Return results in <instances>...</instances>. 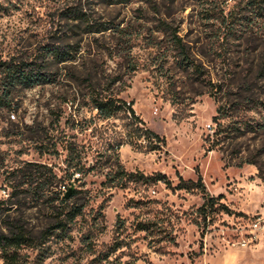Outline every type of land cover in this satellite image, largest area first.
Instances as JSON below:
<instances>
[{
    "label": "rangeland",
    "instance_id": "1",
    "mask_svg": "<svg viewBox=\"0 0 264 264\" xmlns=\"http://www.w3.org/2000/svg\"><path fill=\"white\" fill-rule=\"evenodd\" d=\"M249 2L0 0V62L52 77L0 108V236L31 238L21 264H264V12ZM92 97L132 104L166 146L132 144L138 121L100 118ZM199 180L206 218L205 194L178 189Z\"/></svg>",
    "mask_w": 264,
    "mask_h": 264
},
{
    "label": "trees",
    "instance_id": "2",
    "mask_svg": "<svg viewBox=\"0 0 264 264\" xmlns=\"http://www.w3.org/2000/svg\"><path fill=\"white\" fill-rule=\"evenodd\" d=\"M112 1V0H110ZM119 3L126 2L127 0H116ZM249 5L256 10L257 13L262 14L264 12V0H249ZM71 17V16H70ZM74 18H79V14L77 12L73 13ZM235 18V17H234ZM174 45L180 51V66L184 70L191 69L194 73L199 76H202L203 73L200 69V66L191 61L188 52L185 49L180 38L174 36ZM50 55L58 61H67L64 51L61 49L52 50ZM69 56V54H67ZM261 77L264 78V64L261 66L260 70ZM0 79L3 84L2 92L0 94V108L6 106H11V104L7 101L10 98L12 91L17 86H23L26 89L33 88L37 85L47 84L52 81V77L48 74L43 73L38 68H30L29 66H24L23 64H18L15 62H0ZM92 107L94 110L98 112L100 118L104 120H109L123 113H129V115L135 120L138 121L137 128L131 132L133 138H131V143L136 144L137 140H140L143 135H146V139L149 142V146L153 151H159L161 147L166 146L164 138L160 137L156 133L152 132L149 129L144 128V122L136 116L134 109L132 108V104L127 106V103L113 97H92ZM142 126V127H140ZM228 128H221V132H226ZM255 129V128H252ZM236 130V129H235ZM211 151V150H210ZM36 168H40V166L34 165ZM165 179L164 176L156 175L147 180L161 181ZM45 181V180H44ZM178 189H188V190H199L205 194L206 198L204 199L203 205L200 207L201 215L205 218L209 213L217 212L218 208H215L217 204L215 199L208 198L206 194V186L202 180L198 182H189L182 183L178 186ZM43 191V190H42ZM4 202H0V209L3 206ZM71 217L69 220H72L77 213L69 212L66 213ZM64 222L59 220V223L56 227H63ZM156 224L151 223H139L137 225V229L142 232H150L152 228ZM31 241V238L22 231V228H14L10 231L9 234H3L0 236V249H1V259L4 264H21L20 256L17 252V249L21 248L22 245L27 244ZM173 243L175 242L174 238L170 240Z\"/></svg>",
    "mask_w": 264,
    "mask_h": 264
},
{
    "label": "built area",
    "instance_id": "3",
    "mask_svg": "<svg viewBox=\"0 0 264 264\" xmlns=\"http://www.w3.org/2000/svg\"><path fill=\"white\" fill-rule=\"evenodd\" d=\"M255 228L257 229V228H259V225L257 224V225H255Z\"/></svg>",
    "mask_w": 264,
    "mask_h": 264
},
{
    "label": "water",
    "instance_id": "4",
    "mask_svg": "<svg viewBox=\"0 0 264 264\" xmlns=\"http://www.w3.org/2000/svg\"><path fill=\"white\" fill-rule=\"evenodd\" d=\"M69 197H70V194H67V195H66V198H69Z\"/></svg>",
    "mask_w": 264,
    "mask_h": 264
}]
</instances>
